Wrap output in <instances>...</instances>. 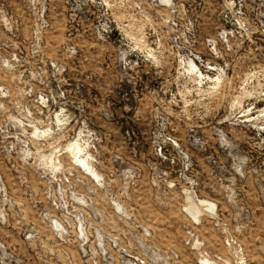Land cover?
I'll return each instance as SVG.
<instances>
[{"label":"rangeland","instance_id":"374dc122","mask_svg":"<svg viewBox=\"0 0 264 264\" xmlns=\"http://www.w3.org/2000/svg\"><path fill=\"white\" fill-rule=\"evenodd\" d=\"M0 264H264V0H0Z\"/></svg>","mask_w":264,"mask_h":264}]
</instances>
